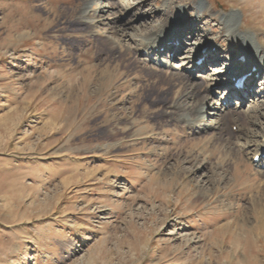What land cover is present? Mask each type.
<instances>
[{
    "label": "rangeland",
    "instance_id": "obj_1",
    "mask_svg": "<svg viewBox=\"0 0 264 264\" xmlns=\"http://www.w3.org/2000/svg\"><path fill=\"white\" fill-rule=\"evenodd\" d=\"M100 3L0 0V264H264V177L233 142L264 127V59L239 89L229 75L237 34L264 50V0ZM180 5L188 27L154 52L202 91L220 83L229 111L200 105L202 125L164 112L186 81L128 46Z\"/></svg>",
    "mask_w": 264,
    "mask_h": 264
},
{
    "label": "bare ground",
    "instance_id": "obj_2",
    "mask_svg": "<svg viewBox=\"0 0 264 264\" xmlns=\"http://www.w3.org/2000/svg\"><path fill=\"white\" fill-rule=\"evenodd\" d=\"M98 1L99 2L101 1L100 4L103 5L102 8H105L104 0H98ZM119 1L121 2V0H119ZM130 5H125V4L122 5V3H121V9L122 8L126 9V7L127 6L129 7ZM170 6H171L170 3L168 2V6L167 7L165 6L164 11H167ZM128 7H127V9H128ZM85 9H86V6L80 12L78 22L80 25L82 24V25H87L90 27L92 25L93 19L96 17V15H95V13L93 15L91 13H88ZM176 9H177L176 12L175 11H169L170 13H167L168 19L165 20L163 23L159 24L156 29L151 30L148 33H146L147 35L143 36V40H142L141 44L138 40H136L134 43L135 45L132 44L131 46L130 45H128V46L133 47V48L137 47V52L139 53V55L142 56V54L145 53V57L142 56V58H146V60L145 59H143V60L147 61L148 63H153L156 67H159L160 69H162V71L163 70L165 72L167 71L166 74L169 73L172 76H176L177 78L184 79L186 81L187 88H185L183 91H181L178 96H175V97L173 96V98L170 100V102L165 104L164 112H166L167 114H170V115H177L178 119L182 120L183 123L184 122H188V123L194 122L201 115V117H202L201 125H202V124H204V120H205L204 119V117H205L204 112L205 111L204 110H203L204 112L200 111V108H199L200 105H203L204 107L206 106L207 107L206 111L210 112L213 109V108H211V104H212V102H214L213 104H215L214 107H215V109H217L216 110L217 115L220 116L222 114V112H228L229 111L228 110V104H227L229 102V99H225L224 96L223 97L221 96L218 98V95H217L218 91H216L217 89H215V88H218L217 86L220 83L216 82L213 84L214 86L212 84H210L211 85L210 87H208L202 91L199 88V86H197L196 81H194V80L188 81L187 80V78L189 79V76L191 73V72L190 73L187 72V70L190 68V65H187V67H185V68H183V67L180 68V66H175V65H173V63H170V61L168 62L167 60L160 58L159 53L154 52L155 48H157V50H159V47H160V44H158L159 42L164 43L165 41L171 40L172 39L171 36L173 34H176L177 32L180 33V31L182 32L184 29H186L188 27V20L189 19H187L188 14L185 12V10H186L185 5L176 6ZM154 11L156 12L157 9H154ZM102 12H104V15H107L106 19H110V16L112 15V13H107L108 10H104ZM252 12H251V14H252ZM105 13H107V14H105ZM122 16H124V14H122ZM189 16H190V14H189ZM221 16L224 17V19L226 20L227 23L228 22L230 23L229 28L234 32V29H235L234 26L236 25V20H237V16H238L236 11L232 10V11L225 13ZM111 17L114 18V16H111ZM186 19H187V22L184 23V21ZM107 24L110 25V27L112 29H114L116 36H118V38H119L117 40L122 41L124 39H127V37H128L127 33L128 32H127L126 26H124L122 24H117V23L115 24L114 22L110 23L109 20H108ZM255 35H256L255 33H243L241 35L237 34V36L241 37V39H243V41H244V49L239 55H237V57L238 58H240V57L244 58V61H240L237 70H235L233 68L234 67L233 64L231 66V69L232 70L234 69L235 71L233 70V72H232V70L229 69V75L233 77V80L235 78H241L246 73L252 71L253 66H256V67L259 66L258 64L254 63V61H253L254 58H259L261 61L264 59V50L262 49V45H261L262 43L259 40L257 41L255 39L256 38V37H254ZM117 40H115V41L117 42ZM115 41L113 40V43ZM206 44H211L212 46L215 45V43H213V41H208L207 43H204L203 46L206 47L207 46ZM203 46L199 48L197 54H194L191 61L196 60L198 57L204 56L203 54H201ZM187 60H188V56L183 57V58H179L180 65L186 66V65H184V63H186ZM259 64H260V62H259ZM152 67H154V66H152ZM256 72H257V70H256ZM240 124H237V125L234 124V125H236L238 132L242 133L244 131L243 128L245 126L243 128H241L242 125H240ZM200 128H201V126H199L196 129L199 130ZM255 130H254L253 134H251L252 138L249 139L246 136V134L244 133L245 134L244 136L241 134L235 135L236 136L235 138L233 136V142L237 144V146L240 148V150H244V152L247 151V153L250 154V158L253 161L256 157H258V156L260 157V158H258L257 161H254V162L256 164V167L259 168V170L257 172L259 174L263 175V177H264V127L262 130H260V132L255 131ZM233 134H235V133H233ZM245 136L247 137V139ZM230 138L231 137H225L224 141H226L227 143H230V141H231ZM243 140H244V142H243ZM231 151H232V149H231ZM260 177H262V176H260ZM261 208H264V206L260 207V212L262 213L264 210ZM258 210H259V208H258ZM257 214H259V213H257ZM260 214H259V216L256 215V216H258V219L259 218L261 219Z\"/></svg>",
    "mask_w": 264,
    "mask_h": 264
}]
</instances>
